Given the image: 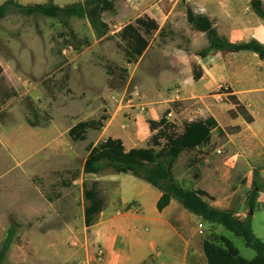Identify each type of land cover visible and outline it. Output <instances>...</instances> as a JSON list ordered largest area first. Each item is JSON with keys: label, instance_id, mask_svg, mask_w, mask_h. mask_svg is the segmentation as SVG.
Here are the masks:
<instances>
[{"label": "crops", "instance_id": "obj_1", "mask_svg": "<svg viewBox=\"0 0 264 264\" xmlns=\"http://www.w3.org/2000/svg\"><path fill=\"white\" fill-rule=\"evenodd\" d=\"M15 1L20 3L21 0ZM53 1L60 6L73 4L59 3L65 0ZM150 1L135 0L137 8H129V12L124 7L127 0L117 2V19L129 13L135 14L134 21L148 15L159 24L160 30L153 36L143 56L133 64V89L130 92L131 80L123 92L125 98L111 101L110 109L102 108L97 102L100 113L93 115L96 111L92 104L93 96L87 92L98 81L88 69L80 70L82 77L76 76L79 75L78 69H73L75 76L71 78L72 86L75 82L86 91L81 103L87 107V113L82 118L72 116L74 121L59 129L55 128L54 114L48 125L33 127L27 121L25 105L11 100L5 107L0 106V153L10 161L2 175L7 180L1 183L0 234H5V220L60 217L61 210L52 206L41 190L34 186L32 179L35 176L47 178L61 171L64 163L68 164L64 161L67 157L81 162V177L73 181V185L82 187L84 195V182L95 175L84 171L89 154L88 151L81 152L85 150V141L74 142L69 131L81 121L92 120L99 115L102 117L106 113L110 116H107L105 127L93 145L112 137L121 139L128 150L146 147L152 136L148 121H158L166 112H173L177 118L171 120L177 125L211 117L217 128L212 130L210 143L183 153L174 167L175 178L179 182H196V190H205L215 198L211 204L216 208L233 210L242 216L249 213L246 202L254 174L259 172L262 177L264 173V61L250 51H220L200 57L199 52L209 47V40L205 33L192 29L187 19V8L209 17L218 33L232 43L258 40L264 44V20L253 12L252 0L248 3L244 0H161L148 5ZM126 24L111 33H119ZM167 26L173 31V38L161 41L159 33ZM184 34L188 35L187 43L182 42ZM194 65L202 72L199 80L194 79ZM0 66L3 69L0 77L4 76L8 85L14 88L16 97L26 96L35 105L37 103L41 115L45 102H39L43 92L38 91V85L33 81L27 84L18 82L14 64L9 63L1 51ZM40 69L36 66L34 71L40 72ZM222 87L232 93H219ZM229 94L235 95L247 108L253 117L252 122H247L242 116H231L230 111L235 109V105L227 101ZM103 95L108 96L106 91ZM59 107L55 101L53 113ZM64 117L69 118L70 115L65 114ZM229 127L240 129L231 133L227 130ZM63 132L66 137L61 139ZM219 142L222 145L212 151ZM225 148L231 154L226 158L217 154L218 149L225 153ZM182 158H186V165L190 166L185 178H180L175 172ZM192 169L196 170L195 174L191 173ZM16 170L20 176H11ZM243 178L246 179V191L240 200L238 195L242 186L238 189L233 186ZM139 179L130 174L102 175L99 180L117 185L119 209L106 208L94 225L87 226L83 205L73 216H82L84 228L72 230L74 239L70 245L73 246L69 248L64 247L65 238L53 240V244L62 247L66 255L59 256V259L55 257L49 264H208L203 249L205 239L199 233L198 225L189 227L198 219L197 224L201 223V218L191 214L176 200L162 212L158 211L161 191L146 181L157 191L150 188ZM23 181L31 189L32 196L23 194L18 188ZM134 189H137V194L133 197L131 192ZM259 198L264 201V194L261 193ZM82 199L85 203V197ZM148 203L154 206L149 216L145 211ZM242 207L244 211H241ZM99 248L103 251L102 260L98 259ZM51 250L53 254L56 252Z\"/></svg>", "mask_w": 264, "mask_h": 264}, {"label": "rangeland", "instance_id": "obj_2", "mask_svg": "<svg viewBox=\"0 0 264 264\" xmlns=\"http://www.w3.org/2000/svg\"><path fill=\"white\" fill-rule=\"evenodd\" d=\"M47 1L48 0H21L20 3L29 5L47 3ZM65 1L66 2L60 1L59 3H76L79 0ZM158 1L161 0H152L148 5ZM245 1L248 3L250 0H244V2ZM127 2L128 4H124L126 12H129V8L133 10L137 8L135 0H127ZM4 3L5 0H0V5ZM129 14L130 15L119 20L116 18L117 13H105L103 18L109 23L111 29L104 40L95 42L98 41L99 37L96 35L87 19L72 18L68 20V25L65 26L58 19L40 15L24 16L12 11L5 19L0 20V51L9 63L14 64V68L18 73L16 76L18 82L27 84V82L33 81L38 85V91L43 92L39 102H45V108L43 107V113L40 115V118H36L35 114H39L40 112L37 107L38 104L36 103L35 105V103H32L31 99L26 96L23 98L12 96L13 92H15L14 88L8 85L4 76L0 77V106L5 107L9 101L17 100V103L25 105L27 115L32 121L37 122L41 120L45 125L51 122L53 119L52 114H54L56 117L55 128L59 129L67 123L74 121L75 117L72 118V116L79 115V117L82 118L83 115L87 113V107L81 103L84 102L85 96H83V93L85 94L86 91L81 90V85H77L75 82L73 83L75 86H72L71 78L74 75L73 69H78L77 72H79V75H76L78 77H82L81 69H88L96 81H98V84L95 82L92 90L87 92L90 96H93L92 104L96 110L93 115H98V113H100L97 110L98 105L102 106V108L110 109L109 104L111 101L125 98L123 92L132 80L131 75L134 66L132 64V66L128 67L124 54L118 47L119 44H122L118 33H111L115 32L127 22L134 21L133 16L135 14ZM170 29L169 26H167L165 34L167 35L166 38L172 39L173 35H171ZM187 36L186 34L183 35L182 42L187 43ZM36 66L41 68V71L39 70L40 72L34 71ZM123 69L127 71L125 72ZM104 82H106L105 87ZM133 83L134 80L131 82L130 92L133 89ZM104 91L107 92L108 96L103 95ZM55 101L57 106L60 107L53 113ZM65 105L67 107H64ZM65 114L70 115V117L65 118ZM107 116H110V114H103L102 117L107 118ZM100 118L99 115V117L92 120H98ZM171 118L177 117L173 116ZM183 124L177 125L178 128L182 129ZM102 130L89 131L91 133L85 141V150H81V152L88 151V146L94 144ZM63 133L61 139L66 137L65 132ZM221 145L222 142L217 143L212 148V151ZM230 155L228 149L225 148V153L221 156L226 158ZM64 161L68 162V164L64 163L61 171L53 173L47 178L35 176L32 179L34 186H37L41 190L47 200L53 204L52 206L61 210L60 217L13 218L5 220L6 223L4 227L6 226V230L4 235L0 234V240L2 239L0 242V249L7 237L8 230L11 227L16 228L14 241L7 253L5 264H49V262H53L55 257L59 259V256L66 255L62 247H57L53 244V240L65 238L66 245H64V247L69 248L73 246L70 245L74 239L73 231L84 228L82 216H73V214H78V209H81L83 205L86 208L88 204L87 201H85L86 199H84L85 203L82 201V196L84 197V195H82V187L73 185V181L81 177V162L79 159L71 160V158L68 157L64 159ZM7 166H10V161H8L6 155L0 153V191L2 189L1 183L7 180L5 176L2 178ZM189 167V165H186V158H182L178 161L175 172L180 178H185L186 171ZM18 172V170L14 171L11 176H20ZM195 172V169L191 170V173L195 174ZM109 173L115 172L112 169H106L101 174L89 177L91 179L84 182L83 189H91L96 183V187L99 189L104 199V210L108 207H114L118 210L117 185L113 182L107 183L99 180L102 175H107ZM262 177H264V173ZM262 177L259 172H255L253 181L264 184V179ZM139 180L157 191L156 188L149 185L146 181L142 179ZM254 182L252 188L254 187ZM180 183L189 190H196L198 187L193 180H181ZM245 183L246 179L238 181L237 184L233 186L235 189L242 186V188L239 189L238 195V199L240 200L242 196L245 195ZM18 188L23 194L28 195L29 193L32 196L31 189L26 186L24 181ZM261 193L264 194V188ZM131 194L134 197V195L137 194V189H134ZM247 209L250 211L249 207H247ZM153 210L154 206L148 203L145 208L147 215H151ZM244 210V207H242L241 211ZM42 214L47 215L46 213ZM98 216L96 218L97 220ZM198 220L191 222L189 227L197 226ZM201 222L204 224L203 239L210 238L213 234L224 235L233 242L242 257L248 260H254L257 256L255 250L246 246L244 238L236 236L221 225L213 226L202 219ZM252 226L255 235L264 241V201L260 200V198H258L254 208ZM62 232L65 234L62 235ZM51 249H54L56 252L54 254L51 253L53 251ZM67 264L76 263L69 262Z\"/></svg>", "mask_w": 264, "mask_h": 264}, {"label": "trees", "instance_id": "obj_3", "mask_svg": "<svg viewBox=\"0 0 264 264\" xmlns=\"http://www.w3.org/2000/svg\"><path fill=\"white\" fill-rule=\"evenodd\" d=\"M118 1L120 0H83L60 6L53 0L29 5H23L15 0H7L0 5V20L5 19L12 11L24 16L40 15L58 19L65 26L72 18L87 19L96 35L101 38L110 31V26L103 16L105 13L116 14ZM251 8L259 18L264 20L263 0H252ZM187 19L193 30L205 33L209 40V47L199 52L200 57L205 58L210 53L220 51L231 53L250 51L256 53L264 61V44L258 40L232 43L218 33L209 17L196 14L190 7L187 8ZM166 28H162L159 33L161 41L166 39ZM159 30V24L148 15L137 18L121 29L118 36L122 44H119L118 47L122 50L125 61L129 65L138 62L149 47L151 37ZM170 31L171 35H174L171 29ZM2 73L3 69L0 66V75ZM193 75L195 80H199L202 76V72L198 71L196 65L193 66ZM219 93H232V91L230 89L220 90ZM16 95V92H13L12 96ZM227 101L235 105V109L230 111L233 118L242 116L247 122L253 121L247 108L235 95L229 94ZM168 113L166 112L158 121H148L152 136L146 147L128 150L121 139L112 137L95 146L90 144L84 166L85 173L97 175L106 169H112L117 174H130L143 179L162 193L157 203L158 211L162 212L173 200H176L186 210L202 220L213 226L221 225L236 236L244 238L246 246L257 253L254 260H248L241 256L237 247L228 237L213 234L203 242L208 264H264V241L255 235L252 226L254 208L261 192H263L264 184L254 182V187L247 197L246 203L250 211L245 218L238 217L236 211L214 207L211 202L215 198L205 190L186 189L175 178V164L183 153L208 145L211 141L212 130L217 128V123L209 117L205 120L186 122L182 129H179L175 122L167 118ZM35 117L39 119L40 114L36 113ZM106 120L107 118L101 117L98 120L81 121L70 129L69 136L74 142L86 141L88 132L102 130ZM27 121L33 127L43 125L41 120L34 122L28 115ZM239 129L238 127L227 128L231 133L237 132ZM219 131L222 134V131ZM84 197L88 203L85 210V224L92 226L96 223L97 216L104 210V199L97 189L96 183L91 189H85ZM15 232V227L8 230L7 237L0 249V264H5Z\"/></svg>", "mask_w": 264, "mask_h": 264}, {"label": "built area", "instance_id": "obj_4", "mask_svg": "<svg viewBox=\"0 0 264 264\" xmlns=\"http://www.w3.org/2000/svg\"><path fill=\"white\" fill-rule=\"evenodd\" d=\"M221 89H222V90H225V91L228 90V88H226V87H225V88L222 87ZM173 116H174L173 112H169L167 118H168L169 120H171V117H173ZM171 121H172V120H171ZM217 154L222 155V154H224V151L221 150V149H218V150H217ZM237 216H238V217H241V218H245L247 215L242 216L241 214L238 213ZM198 231H199V233H200L201 235L204 234V224H203L202 222L198 224ZM75 244H76V243H75ZM98 253H99V255H98V259H99V260H102V258H103V251H102L101 248H99Z\"/></svg>", "mask_w": 264, "mask_h": 264}]
</instances>
